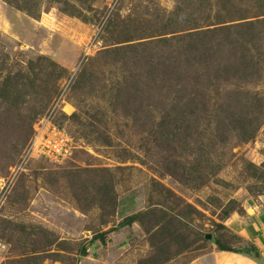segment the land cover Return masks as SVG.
<instances>
[{"label": "rangeland", "instance_id": "obj_1", "mask_svg": "<svg viewBox=\"0 0 264 264\" xmlns=\"http://www.w3.org/2000/svg\"><path fill=\"white\" fill-rule=\"evenodd\" d=\"M46 121L62 163L26 155ZM262 196L264 0H0L3 264L251 257Z\"/></svg>", "mask_w": 264, "mask_h": 264}, {"label": "crops", "instance_id": "obj_2", "mask_svg": "<svg viewBox=\"0 0 264 264\" xmlns=\"http://www.w3.org/2000/svg\"><path fill=\"white\" fill-rule=\"evenodd\" d=\"M246 213L234 219V231L253 248L252 256L241 252L213 251L188 264H264V196L247 205ZM230 261V262H229Z\"/></svg>", "mask_w": 264, "mask_h": 264}, {"label": "built area", "instance_id": "obj_3", "mask_svg": "<svg viewBox=\"0 0 264 264\" xmlns=\"http://www.w3.org/2000/svg\"><path fill=\"white\" fill-rule=\"evenodd\" d=\"M75 148L74 139L66 129L46 121L36 129L26 155L29 159L62 163L72 156ZM3 252L5 246L0 241V264L4 262Z\"/></svg>", "mask_w": 264, "mask_h": 264}, {"label": "trees", "instance_id": "obj_4", "mask_svg": "<svg viewBox=\"0 0 264 264\" xmlns=\"http://www.w3.org/2000/svg\"><path fill=\"white\" fill-rule=\"evenodd\" d=\"M209 18V17H208ZM206 20V19H205ZM213 22H218V21H205V29H202V27L201 26H198L199 25V23H198V21H195V23H196V27L195 28H192V29H190V30H192L191 32H189V35H193L194 37H195V34H199V35H205V37H207V36H209V35H212V36H214V35H216V33H218L219 31H225V30H229V29H231V27H226V26H219V27H216V23H213ZM223 23V22H222ZM171 24V25H170ZM172 24H173V22L171 21L169 24H168V26H172ZM177 24V23H176ZM176 24L175 25H173L172 27H174V26H176ZM218 24V23H217ZM164 26H167V25H164ZM241 27H245V26H241ZM178 29H180V28H177V27H175V28H172V32H170V33H175V32H177L176 30H178ZM165 31V30H164ZM160 35H167V34H169V33H167V32H163L161 29H160ZM211 36V37H212ZM162 39V38H161ZM168 39V38H167ZM163 42L165 41V40H162ZM245 58V56L244 55H242V57H241V59H244ZM133 221H134V218H130L129 219V224H131V223H133ZM217 245L219 246V249L221 250V251H232L231 249H228V248H226V247H223L220 243H217ZM233 252H237V251H233Z\"/></svg>", "mask_w": 264, "mask_h": 264}, {"label": "water", "instance_id": "obj_5", "mask_svg": "<svg viewBox=\"0 0 264 264\" xmlns=\"http://www.w3.org/2000/svg\"><path fill=\"white\" fill-rule=\"evenodd\" d=\"M207 238L210 239L211 238V235H208Z\"/></svg>", "mask_w": 264, "mask_h": 264}]
</instances>
